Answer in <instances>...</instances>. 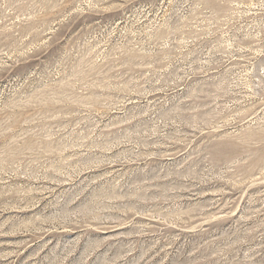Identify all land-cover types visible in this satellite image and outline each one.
I'll return each instance as SVG.
<instances>
[{
    "label": "rangeland",
    "instance_id": "1",
    "mask_svg": "<svg viewBox=\"0 0 264 264\" xmlns=\"http://www.w3.org/2000/svg\"><path fill=\"white\" fill-rule=\"evenodd\" d=\"M0 264H264V0H0Z\"/></svg>",
    "mask_w": 264,
    "mask_h": 264
}]
</instances>
